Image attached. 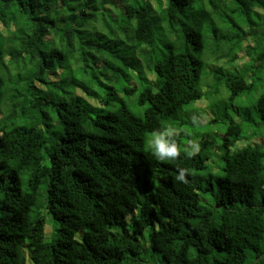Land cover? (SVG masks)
<instances>
[{
    "label": "trees",
    "instance_id": "1",
    "mask_svg": "<svg viewBox=\"0 0 264 264\" xmlns=\"http://www.w3.org/2000/svg\"><path fill=\"white\" fill-rule=\"evenodd\" d=\"M255 92L264 124V0H0V264H264Z\"/></svg>",
    "mask_w": 264,
    "mask_h": 264
},
{
    "label": "rangeland",
    "instance_id": "2",
    "mask_svg": "<svg viewBox=\"0 0 264 264\" xmlns=\"http://www.w3.org/2000/svg\"><path fill=\"white\" fill-rule=\"evenodd\" d=\"M263 23V22H262ZM207 52L209 53V55L212 54V49L208 48ZM213 55V54H212ZM216 61L211 58L210 59V64L214 65ZM247 61L244 60L243 55H239L238 60H236V62L234 63V69H241V67L243 66L244 63H246ZM232 70L231 67H228ZM227 68V69H228ZM209 71V70H208ZM211 77L209 76H204L203 79V90L206 91L209 84ZM260 92H255L251 95H248L246 97L243 98H239L235 103H234V108L232 109L233 112L237 111V108L240 110V115L239 114H235L234 113V117H236V119H243L246 117H249V115H247L246 113L252 109L253 105H255L259 99L260 96ZM132 102L135 100L134 97L131 98ZM210 103H207L206 105V109L204 111L202 110H197V106L200 105V103H196L190 106H187L184 110V113L180 115V120L181 121H186V122H193L195 120V117H198V114L206 119H210L212 117L215 116V114H221L223 113V110H220V112H218V110L223 107L225 104L229 103L228 102V91L222 89L220 91V95L217 97H211L210 98ZM250 114L252 115L253 120L252 122H250L247 126L251 125L250 128V134L252 133V128L255 131H258L260 134L258 135V141L264 139V124L262 121L258 120V113L255 114L254 110H250ZM181 121H176V122H171L168 121L166 123V129L167 131L165 132L164 136L170 135V134H179V135H183V140H182V148L183 149H196V147L198 146V140L199 137L206 132L205 129L201 128L198 125L192 126L190 124H186V125H182ZM214 136L216 137V133L217 131L220 132V134L222 135L224 133V126L223 125H217L215 127V129H212ZM221 135L217 138L219 141H222V137ZM164 136H155L153 137V140L156 141V139L160 138H164ZM243 142V147L245 146L244 144L246 143V141H242ZM241 142L236 143V145L233 147L232 151L236 152L239 149L242 148V146L240 145ZM216 163H213L211 161L210 165L213 167H216ZM216 172V171H215ZM53 223L51 221L50 217H47V227H46V238L48 240H51L52 237V233H53ZM52 232V233H51ZM149 236V232H146V238H148ZM144 261L146 262H155L160 260V257L158 255L152 254L151 251L146 252V254L143 257Z\"/></svg>",
    "mask_w": 264,
    "mask_h": 264
},
{
    "label": "clouds",
    "instance_id": "3",
    "mask_svg": "<svg viewBox=\"0 0 264 264\" xmlns=\"http://www.w3.org/2000/svg\"><path fill=\"white\" fill-rule=\"evenodd\" d=\"M151 149L153 150V154L161 160H163V154H174V150L170 149L168 145L160 138L156 139L155 144L151 146ZM185 183H187V181H185Z\"/></svg>",
    "mask_w": 264,
    "mask_h": 264
}]
</instances>
